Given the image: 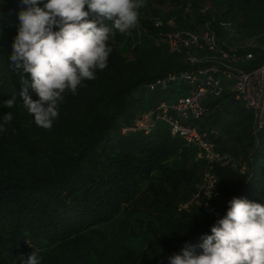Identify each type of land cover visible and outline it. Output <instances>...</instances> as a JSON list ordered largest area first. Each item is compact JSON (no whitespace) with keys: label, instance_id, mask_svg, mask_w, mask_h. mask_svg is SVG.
Segmentation results:
<instances>
[{"label":"trees","instance_id":"1","mask_svg":"<svg viewBox=\"0 0 264 264\" xmlns=\"http://www.w3.org/2000/svg\"><path fill=\"white\" fill-rule=\"evenodd\" d=\"M173 1L181 7L169 15L195 32L186 3ZM190 1L197 23L216 32L225 49L235 44L227 22L239 33L237 42L242 36L255 38L231 51L254 54L241 68L264 62V0ZM25 8L21 0H0V123L5 101L15 96V105L23 103L22 78L29 84L28 95L38 99L31 75L14 72L9 60L18 14ZM148 14L163 17L156 6ZM170 29L142 20L129 34L110 36L107 67L96 71V79L84 81L77 94L66 91L52 129L36 126L31 116L28 124L46 147L43 155L24 131L0 132V264H26L34 250L40 264H169L168 258L182 255L186 246L194 255L202 254L203 238L211 235L233 197L264 205V122L258 127L253 112L232 91L209 96L205 105L210 114L199 124L211 129L225 123L217 148L242 155L246 168L217 164L219 195L201 196L200 204L188 210L179 205L195 189L197 165L204 170L196 148L163 121L148 129H128L138 115L168 98L167 91L184 87L186 93L190 87L183 79L158 80L211 64H192L186 50L171 53L158 43ZM204 53L211 56L206 49ZM227 112L231 123L223 120ZM16 150L27 155L21 172L10 167Z\"/></svg>","mask_w":264,"mask_h":264},{"label":"clouds","instance_id":"2","mask_svg":"<svg viewBox=\"0 0 264 264\" xmlns=\"http://www.w3.org/2000/svg\"><path fill=\"white\" fill-rule=\"evenodd\" d=\"M19 29L9 56L14 72L29 73L38 99L28 95V82L20 93L23 107L36 126L51 130L59 117V104L66 91L77 94L84 81L96 79L107 67L112 48L110 36L129 34L139 21L144 0H21ZM58 28L59 30H54ZM23 76V75H22ZM16 97L4 102L11 109ZM13 119L3 116L0 132ZM211 196L209 197V199ZM202 254L187 246L182 255L169 257V264H264V205L244 198L228 201L226 214L211 227L201 244ZM26 264H40L32 251Z\"/></svg>","mask_w":264,"mask_h":264},{"label":"built area","instance_id":"3","mask_svg":"<svg viewBox=\"0 0 264 264\" xmlns=\"http://www.w3.org/2000/svg\"><path fill=\"white\" fill-rule=\"evenodd\" d=\"M204 11V9H202ZM176 18V17H175ZM156 27H169L175 25L173 17L153 20ZM170 32V31H169ZM165 36L168 49L175 53L188 50L192 47L208 50L205 59L211 63L198 71H183L180 75L170 74L167 78L158 80L164 84L167 81L187 80L190 83L185 94L179 95L174 100L161 99L155 108L138 115L134 120L133 127L128 129H148L158 121L165 122L172 134L181 137L185 143L196 148V157L204 163L203 185L190 200L179 205L180 210H188L194 204H200V197L209 199L219 195L217 190L218 176L216 165L230 164L233 160L231 155L217 148L216 139L220 132L216 127L211 129L202 128L199 121L207 114L209 108L205 100L209 96L220 97L226 88L224 79L231 82L230 91L234 98L245 104L253 112L256 125L261 127L264 122V62L253 69H243L232 65L231 62L254 59L253 53L246 56L232 53L222 47L218 35L214 31L206 30L204 33L173 31ZM192 64L201 62L196 57L188 56ZM201 77V81H199ZM155 84L151 85V88ZM245 164L240 169L245 170Z\"/></svg>","mask_w":264,"mask_h":264},{"label":"rangeland","instance_id":"4","mask_svg":"<svg viewBox=\"0 0 264 264\" xmlns=\"http://www.w3.org/2000/svg\"><path fill=\"white\" fill-rule=\"evenodd\" d=\"M186 3V6H184V11L186 13H189V15L187 14V18L195 24L196 26V32H198L199 34L204 33L207 30V26L206 25H202L197 23V17L195 16L194 13V9L191 5H193V3L189 0H182ZM158 7L160 10V14L163 15V17H160V15H153V14H148V12L150 10L153 9V7ZM200 6V3H197V7ZM181 7V4H177L175 3V1L173 0H144V6L141 7L138 11H139V21L138 24L141 23L142 20H146V21H153L156 18H160V19H165V18H170L173 17L175 19V25L174 27H172L170 29V32L175 31H181V32H188V30L181 25L182 23H180V20H178V18H175L174 16L169 15V12L171 11H175L177 9H179ZM177 17V16H176ZM223 23V21H222ZM230 35L232 36L231 38H234L233 42L235 44H231L230 47L232 49H234L233 47H237L239 44L240 45H244L245 43H255V38L251 37V36H245L243 37L242 35V40H239L237 42V39H240L239 33L237 32V30H235L234 26L231 25L230 22L225 23ZM140 26V25H139ZM141 29V27H140ZM168 29V28H166ZM143 33V32H141ZM143 35V34H142ZM119 38H123L122 35H119ZM218 39H220L218 37ZM158 43H163L165 44V46L167 47V41L165 39L157 41ZM139 45H142V41L139 42ZM168 49V47H167ZM169 50V49H168ZM170 51V50H169ZM171 52V51H170ZM183 52V51H181ZM204 50H201L199 48H195L192 47L188 50H186L187 56H192V57H196L197 59H200L201 62H205L208 57V55L206 53H204ZM173 53V52H171ZM175 53H179V52H175ZM232 65L240 67L241 63L239 61L236 62H231ZM223 85L226 88L227 91H229L232 87V84L229 80L224 79L223 81ZM182 89V90H181ZM180 90H169L166 92L168 98L166 97L167 100H174L175 98H177L179 95L185 94V88L182 87ZM8 112L12 113L13 119L11 122H9L6 125V131L5 134L12 132L13 130H20V131H24L25 134H27V137L29 138L30 141V145L32 147H34V150L40 154H44L46 151V147L42 144V142L39 140V138L36 136L37 134L31 132V128L29 126V121L31 119V115L28 114L27 110L23 107V104H17L14 105L11 109L7 108L6 106H4V113L3 116L5 114H7ZM209 111L207 112V115H209ZM223 120L227 121V123H231L232 121V113L227 112L226 114H224V118ZM225 123H221L219 124V127H217V129L219 130L220 134H222V136L225 134V130H224V126ZM22 132V133H24ZM18 135V133H17ZM231 155V157L233 158L232 162L230 163V165H232L233 167H235L236 169H240V167L242 166V155L239 156H235L232 153H229ZM23 156H27L26 153H21L19 150L15 151V161H13L12 166H10L12 169H14V171L17 172H21L20 170V165L22 164L25 165L26 162L25 160L22 159ZM195 159V158H194ZM196 160V159H195ZM17 161V163H16ZM202 165H197L198 170L195 171V178H194V190H192L191 192L188 191V195H190L188 197L187 200H190L194 197V195L201 189L202 185H203V174H204V170L201 167ZM25 171H23L22 173H24ZM133 219V218H132ZM134 224V222H132ZM38 252V251H36Z\"/></svg>","mask_w":264,"mask_h":264}]
</instances>
